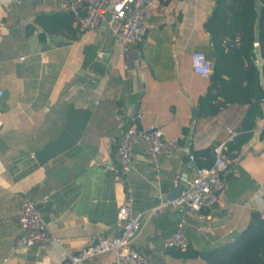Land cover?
<instances>
[{
    "label": "crops",
    "instance_id": "0c3cea01",
    "mask_svg": "<svg viewBox=\"0 0 264 264\" xmlns=\"http://www.w3.org/2000/svg\"><path fill=\"white\" fill-rule=\"evenodd\" d=\"M213 6L214 0H159L149 8L147 35L123 52L113 25L77 32L65 21L67 33L44 31L37 17L60 12V0H0V264H59L62 248L75 253L102 233L117 234L127 194L145 214L134 243L155 264H209L164 247L183 217L200 250L233 241L252 211L264 216V99L252 136L232 151L237 156L219 202L204 209V232L181 210L150 214L169 199L177 173L193 176L195 152L230 141L248 110L234 103L212 116L191 115L209 86V77L193 70L192 52L213 56L204 27ZM138 112L141 126H161L179 137L180 148L161 158L158 171L137 143L132 170L122 174L111 168L109 150ZM21 195L36 202L62 247L14 250ZM78 264L115 261L104 252Z\"/></svg>",
    "mask_w": 264,
    "mask_h": 264
},
{
    "label": "built area",
    "instance_id": "2783aa9c",
    "mask_svg": "<svg viewBox=\"0 0 264 264\" xmlns=\"http://www.w3.org/2000/svg\"><path fill=\"white\" fill-rule=\"evenodd\" d=\"M159 0H60V8L70 13L74 26L80 31L99 29L113 25L115 37L122 44L123 52L137 46L150 30L148 22L149 8ZM193 70L204 77H210L213 62L202 50L192 52ZM4 90L0 85V102ZM142 113H136L124 126L115 146L109 150L115 157L111 168L122 174L132 170V148L143 143L148 157L159 171L163 156L172 154L180 148L179 137H169L164 129L156 124L141 126ZM236 134L231 132V139ZM190 159L194 155L190 154ZM231 165L227 142L215 149V157L209 166H196L191 178L177 173L174 184L184 181V189L179 197L161 200L152 207L150 214H158L164 209H178L192 214L196 219V231L204 232V223L209 214L205 208L214 209L225 188L224 174ZM18 234L14 240V250H25L43 247L50 250L53 246L62 247L63 240L56 235L41 216L37 204L26 195L20 196ZM144 212L134 210L133 196L127 194L118 211V233L110 235L102 233L72 253L62 248L59 264H78L92 256L104 252H112L115 264H155L135 245V240L144 225ZM186 220L181 218L174 233L165 239L164 247L185 250L191 243L186 231Z\"/></svg>",
    "mask_w": 264,
    "mask_h": 264
},
{
    "label": "trees",
    "instance_id": "16d2710c",
    "mask_svg": "<svg viewBox=\"0 0 264 264\" xmlns=\"http://www.w3.org/2000/svg\"><path fill=\"white\" fill-rule=\"evenodd\" d=\"M61 18L64 21L59 22ZM37 20L50 34L67 33L64 22L73 23L72 15L63 10L41 14ZM204 27L213 43V70L208 89L198 100V116L215 115L234 103L248 105L236 134L227 142L230 155L250 139L256 119L263 113L264 0H214ZM256 42L260 56L256 55ZM195 156L197 166H209L215 148L207 147L195 152ZM171 249L178 257H201L209 264H264V216L252 211L248 224L236 238L219 247L199 250L190 243L185 250Z\"/></svg>",
    "mask_w": 264,
    "mask_h": 264
},
{
    "label": "water",
    "instance_id": "95a60500",
    "mask_svg": "<svg viewBox=\"0 0 264 264\" xmlns=\"http://www.w3.org/2000/svg\"><path fill=\"white\" fill-rule=\"evenodd\" d=\"M259 44L258 42L255 43V47H256V53L258 56H260V53H259V48H258ZM213 48V47H212ZM199 114V108L198 107H195L193 106L191 108V115L193 118H196ZM237 154L236 153H232L229 155L230 159H234L236 158ZM184 181L181 180L180 183L174 187V189L171 191L170 195H169V199H174V198H177L180 196L182 190L184 189Z\"/></svg>",
    "mask_w": 264,
    "mask_h": 264
}]
</instances>
